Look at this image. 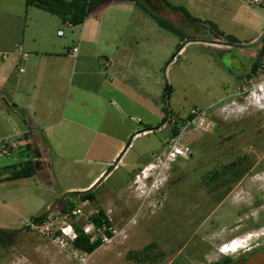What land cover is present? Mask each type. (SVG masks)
<instances>
[{
	"label": "rangeland",
	"instance_id": "1",
	"mask_svg": "<svg viewBox=\"0 0 264 264\" xmlns=\"http://www.w3.org/2000/svg\"><path fill=\"white\" fill-rule=\"evenodd\" d=\"M168 1L184 7L194 17L215 23L226 34L235 35L240 45L237 49L245 55L238 54L243 67H249L255 60L253 53L256 47L247 45L254 35L259 34L260 37L262 34L264 39V6L250 7L242 0ZM18 2L5 0V11L9 13L1 14L10 23L11 47L14 46L17 30L13 26L18 20L15 12L17 8L13 10L10 7H18ZM39 15L42 17L36 16L35 22L29 17L26 21L29 28L25 36L30 41L38 34L50 47L54 42L67 37L70 29L60 17L45 11ZM161 15L174 22L184 33L186 43L174 57L172 55L180 43L178 35L161 28L149 17L146 29L138 27L134 30L137 12L131 17V26L127 33L123 32L122 37L125 42H135L129 35L134 32L140 35L143 41H139L138 48L142 53H145L146 47H154V53H151L152 73L148 78L143 77L153 88V102L152 106L148 103V111L130 107L125 102L109 105L106 100H102L100 106L92 102L82 106L74 96L76 90L73 84L76 82L69 77L64 83L65 109L60 110V113L64 111L61 123L51 126L52 121L45 118L37 123L42 129L46 127L47 134L46 138L43 132L38 133L36 130L42 138L40 148L34 149L31 155L16 147L9 155L0 154L1 171L3 167L18 166L26 159H31L36 151L42 159L40 168L44 169L37 172L38 169L32 177L20 179L12 178L14 169H8L7 174H4L10 177H0V228L20 227L19 233L5 246L0 242V264H76V260L64 250L23 227V222L36 213L37 204L32 201L33 197L56 202L63 189L86 191L93 187L96 199L92 207H110L108 214L111 224L121 230L110 243L90 254L86 264H214L217 259L224 257L218 251L220 244L236 236L242 238L250 234L252 239L249 237V242L262 237L264 226L252 225L251 213L256 209L249 203L245 184L253 189L260 187L258 190H264V178L251 179L248 176L253 174L245 175L241 182L233 184L219 200L208 203L202 212L195 204V198L200 193H195L194 188L206 182L207 171L222 161L219 155L226 145H220L225 135L217 134L216 130L213 132L214 123L220 122L222 118L229 120L242 116L243 112L238 109L246 104L245 96L252 90L260 94L257 84L264 82V61L250 82H247L250 77L234 78L227 71L224 61L209 47L208 41L221 43L225 38L220 36L215 40L218 37L205 29L208 23H193L177 13ZM57 30H61L64 36L57 37ZM2 31L7 35L6 29ZM74 41L77 43L75 38ZM161 42L164 50L157 53ZM216 47L225 46L217 44ZM128 82L134 88L145 83L138 76L127 78ZM167 86L170 88L168 96L163 94ZM69 95L72 99H69ZM260 98V103L264 105V97ZM0 102L6 106L3 98H0ZM251 106L257 108L256 105ZM193 107L202 109L204 114L194 118L178 140L189 146L190 155L187 158L178 157L167 164L162 153L172 137V129L177 126L179 133L187 121L186 117L192 120L188 111ZM11 114L19 120L23 118L14 112ZM23 120L25 125L26 120ZM163 120L164 126L156 128ZM147 127L151 130L136 133ZM129 129L131 132L127 134ZM117 135L121 137L120 140L116 139ZM5 142L9 146L8 141H2ZM120 145L122 148L115 155ZM28 148H31V144ZM145 166L148 179L145 185L138 187L135 174L141 175ZM169 167L176 169L174 180L180 174H187V177L176 182L172 190L166 191L163 183ZM101 171L99 178L84 188ZM201 192L204 195L202 188ZM70 200L75 205L80 202L76 197ZM223 205L224 212L221 210ZM234 206L247 207L248 211H238ZM246 223L251 226H246ZM239 224L242 225L239 230H230ZM151 242L156 245L142 249Z\"/></svg>",
	"mask_w": 264,
	"mask_h": 264
},
{
	"label": "crops",
	"instance_id": "2",
	"mask_svg": "<svg viewBox=\"0 0 264 264\" xmlns=\"http://www.w3.org/2000/svg\"><path fill=\"white\" fill-rule=\"evenodd\" d=\"M15 1L18 2V0ZM19 1L21 2H18V7L9 6L13 10L17 8L15 12H17L16 18L18 20L17 24L13 26L17 30L14 36V46L11 47L9 41L10 23L1 16V14L9 12L5 11V0H0V98L6 101V106L0 102V140L8 141L12 151L16 147L21 152L31 155L34 149L40 148L42 138L41 134L38 135L37 132H43L42 135L47 138L46 127L42 129V127L37 126L40 119L51 120V126L61 123V118H64V111L60 113V110L65 109L63 101L64 83L70 79L69 77L76 82L73 84L76 90L74 96L77 97L76 101L82 106L87 102L100 106L102 100H106L109 105H113L114 102H125L130 107L148 111V103L152 106L153 102V88L143 77H150L152 70L151 53H154V47L153 45L146 47L145 53H142L138 47L139 41L143 40L135 32L129 35V38L132 36L135 42L131 40L125 42L122 38L123 32L126 31L127 33L129 30L131 17L136 12L138 17L136 23L134 22V30H137L138 27L141 29L145 27L146 29L149 23L148 17L154 20L135 1H106L101 3L92 9L85 20L78 25H71L67 21H63V24L70 29H68L67 37L60 42H54L50 47L38 37V34H35L36 36L31 41L25 36V31L29 28L26 23L28 17L30 20L32 19V22H35L34 18L36 16L42 17L39 13L44 11L34 6H26L25 0ZM163 11L168 13L166 10ZM122 14L125 15L122 17ZM23 16L24 25H22ZM3 29H6L7 35H4ZM60 31H56L57 37L64 36V33H59ZM172 34L176 35L175 33ZM224 34L226 33L224 32ZM232 36L236 37L235 35ZM258 36L259 34L254 35L250 40ZM74 38L77 43H75ZM18 46L23 53L27 54L25 58H22L17 52ZM163 46L161 42L156 52H162ZM74 48L76 51H73ZM154 60H160V58ZM158 64L161 68L160 63ZM19 68L23 70L20 71ZM134 76L140 77L145 83L134 88L131 82L127 83V78ZM70 83L72 84V80ZM135 83L138 84V82ZM68 97L71 98L70 95ZM11 112L20 115L21 118L23 117L26 120L25 125L22 123L23 118L19 120ZM130 132L131 129L126 133L129 134ZM120 136L122 135L120 134ZM120 136L117 135L118 138L116 139L120 140ZM26 144H31V148L29 149ZM121 148L122 145L119 146L115 155L119 153ZM30 160L42 161L40 155L33 156ZM43 170L40 168L37 172ZM102 172L94 176L84 188L91 186ZM132 172H134L133 169ZM4 173L7 174V170H0V174H2L0 177L6 178L7 175ZM29 177L32 176L21 178ZM130 184L131 179L129 186ZM67 192L71 191L63 189L62 195L56 202L48 201L39 196L33 197L32 201L37 204V209L36 213L30 216H37L46 212L49 207L58 204ZM61 203L64 202H59V204ZM100 208L105 213H110V207L100 206ZM16 230L19 233L20 227Z\"/></svg>",
	"mask_w": 264,
	"mask_h": 264
},
{
	"label": "flooded vegetation",
	"instance_id": "3",
	"mask_svg": "<svg viewBox=\"0 0 264 264\" xmlns=\"http://www.w3.org/2000/svg\"><path fill=\"white\" fill-rule=\"evenodd\" d=\"M205 29L210 31L214 36L209 26H206ZM219 38L220 36L214 39L217 40ZM225 40L226 39H222L221 43L208 41L210 43L209 47L213 48L214 52L220 57V60L224 61L223 64L226 66L227 71L230 72L234 78H238L239 76L250 77L247 80V82H249L251 78L257 74L260 65H262V61H264V39L262 34L260 37L258 36L250 40L247 45L249 47H256V52L253 53L255 56L254 61L258 60L259 63L254 69V61L249 67H243L241 64L239 55H244V53H241L237 49L240 47L238 40ZM217 44L224 45L225 47H216ZM249 106H251V104H244L238 109L243 112V115L240 117H233L229 120H224L225 118H222L223 120L220 122L214 123L213 132L216 130V133L220 135L224 133L225 139L220 146L226 145V147L221 150V154L219 155V158H222L221 163L219 165H213L212 168L207 171L206 182L194 188L196 191L195 193H200V195L195 198L197 200L195 204L200 208L201 212L202 210H206L208 203L210 204V202L219 200L233 184L241 182L245 175L253 174L248 177L251 179H259L262 177L259 174L264 173V105L261 108ZM260 110H262V112H260ZM175 172L176 169L174 167H169L168 174L163 183L166 191L172 190L176 182H180L187 177V174H180L177 176L178 179L174 180ZM136 175L137 173L135 176ZM201 188L203 189L204 195L201 192ZM245 188H247L245 192L248 195L250 205L252 208L256 209L254 213H251L253 215L252 225H261L262 228V226H264V190H258L260 187L253 189L252 186L247 184H245ZM225 205L221 208L223 212ZM234 207L237 208L238 211L242 209L245 212L248 211L247 207L245 209ZM235 226H232L230 230L237 231L242 227L241 224ZM246 226L251 225L246 223ZM261 235L262 237L260 239L258 238L259 240L257 239L252 242L248 241L244 249L224 255L221 260L217 259L214 264H256L249 260L255 254L264 251L263 230L261 231Z\"/></svg>",
	"mask_w": 264,
	"mask_h": 264
},
{
	"label": "built area",
	"instance_id": "4",
	"mask_svg": "<svg viewBox=\"0 0 264 264\" xmlns=\"http://www.w3.org/2000/svg\"><path fill=\"white\" fill-rule=\"evenodd\" d=\"M242 1L250 7H254L253 5L264 6V0ZM59 33L61 34L62 32L60 31ZM73 51H76V49L74 48ZM17 52L22 58L27 56V54L21 51L20 46L17 47ZM19 70L22 71L23 69L19 68ZM263 85L264 82L263 84H257L260 93L263 89ZM254 95L259 96V93H257L255 90H252L247 96H245L246 104H253L261 108L263 106L261 103L257 105L253 101L252 97H254ZM225 107L226 106H223L222 108ZM188 114L192 120H189L186 117V123L184 122V126L181 127L175 138H170V141L167 142L168 144L166 150L162 153L164 162L167 164L175 161L178 157L187 158L190 155L189 146L185 143H179L178 140L184 133V128L190 124L194 118L200 116L201 114L203 115L204 111L202 112V109L193 107L188 111ZM2 141L3 140H0V154L9 155L11 148L6 142L2 143ZM146 168L147 166H145V168L142 170L141 175H136L135 181L138 183V187L145 185L144 182L148 179ZM262 178H264V173L262 174ZM151 187L153 188V183L151 184ZM93 207L92 202L88 199L80 200L77 205H74L68 210H62L61 204H56L55 206H51L47 209L46 215L43 218L36 219L34 216L27 219L25 222H23V227L26 230L35 232L38 235L46 238L58 246L61 250H64L69 256L76 260V264H86L89 254L74 245V242L80 233L84 234L89 242H95L97 240L100 241V246L110 243L115 238V236L121 233L120 229L118 230L111 224V218L107 213H105V217H99V223L94 221L92 216L98 214V208ZM105 218L108 220V222ZM248 235L250 236V234ZM238 239H240V237L236 236L227 242L220 244L218 247L219 253L228 255L240 249H244L247 244H245L243 247L236 248L234 251L227 250ZM197 264L206 263L199 262Z\"/></svg>",
	"mask_w": 264,
	"mask_h": 264
},
{
	"label": "trees",
	"instance_id": "5",
	"mask_svg": "<svg viewBox=\"0 0 264 264\" xmlns=\"http://www.w3.org/2000/svg\"><path fill=\"white\" fill-rule=\"evenodd\" d=\"M106 1H110V0H25V5L34 6L48 13L57 15L63 21H67L71 25H78L85 20V18L92 11L93 8H95L97 5L103 2H106ZM130 1H135V3L139 5L142 8V10L147 12L157 22V24L160 27L166 30H169L170 32L178 35L182 43L178 44L175 54L178 51H180V49L186 43V41H184V33L175 26L174 22H172L171 20H168L167 18L161 15V14L166 13L163 10H166L168 13L180 14L187 21H190L193 23H200V22H204L205 24L208 23L207 25L211 28L215 36H218V37L222 36L228 41H237V39L234 36L224 34L221 30H219V28L217 27L215 23L207 21V20H201L197 17H194L184 7L175 6L171 4L168 0H150V3L148 2V0H144V1L143 0H130ZM258 63H259L258 60L254 61L253 69L258 66ZM169 92H170V88L167 86L163 94L168 96ZM164 122L165 120H163L159 125H157L156 128L161 127V125H163ZM148 130H151V128L147 127L141 131H137L136 133L144 132ZM177 133H178V127L174 126V128L172 129V133H171L172 137L177 135ZM26 146L29 147V144H26ZM37 155L39 156L38 151L35 152V156ZM3 169L4 170L14 169L11 175V177L14 179L21 178V177H28V176H33L36 173V171L40 169V162L29 159V160L24 161L23 163L18 164V166H15V165L12 167L6 166V167H3ZM8 177L10 176H7L6 178ZM70 197H76L80 200L88 199L92 203L95 202V199H96L94 191H93V187L86 191L67 192L64 194V197H63L64 199L61 198L59 200V202H62V201L64 202V203H61L62 210L71 209L75 205L74 201L67 199ZM45 215H46V212L35 216V218L41 219ZM99 217H105V212L101 208L98 209V214L92 216L93 220L96 221L97 223L100 222ZM106 221L108 222L107 219ZM17 231L18 230L16 229H1L0 228V242L5 246V244L9 243L12 240L13 236L18 233ZM100 244L101 243L98 240L95 242H89L86 236L82 233L79 234L78 238L74 242V245L76 247L87 252L88 254L95 251L100 246ZM154 245H156L155 242H151L147 244L146 246H144L142 249H150Z\"/></svg>",
	"mask_w": 264,
	"mask_h": 264
},
{
	"label": "bare ground",
	"instance_id": "6",
	"mask_svg": "<svg viewBox=\"0 0 264 264\" xmlns=\"http://www.w3.org/2000/svg\"><path fill=\"white\" fill-rule=\"evenodd\" d=\"M260 97H264V85H263V89H262L261 93L259 94V96L254 95V97H252L253 101L257 105L260 103V99H261ZM249 237L250 236L248 235V236H244V237L236 240L227 250L228 251H234L236 248L245 246V244H247L248 240L251 238V237L250 238Z\"/></svg>",
	"mask_w": 264,
	"mask_h": 264
},
{
	"label": "water",
	"instance_id": "7",
	"mask_svg": "<svg viewBox=\"0 0 264 264\" xmlns=\"http://www.w3.org/2000/svg\"><path fill=\"white\" fill-rule=\"evenodd\" d=\"M249 261L255 262L256 264H264V251L255 254Z\"/></svg>",
	"mask_w": 264,
	"mask_h": 264
}]
</instances>
